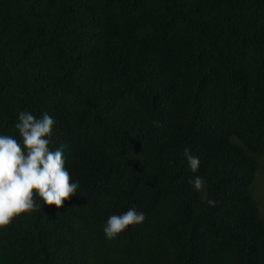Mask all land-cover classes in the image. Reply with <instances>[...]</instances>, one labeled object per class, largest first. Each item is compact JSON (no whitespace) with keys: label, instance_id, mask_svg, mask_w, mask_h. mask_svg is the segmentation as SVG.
Segmentation results:
<instances>
[{"label":"trees","instance_id":"16d2710c","mask_svg":"<svg viewBox=\"0 0 264 264\" xmlns=\"http://www.w3.org/2000/svg\"><path fill=\"white\" fill-rule=\"evenodd\" d=\"M22 111L79 187L35 193L0 264H264V0H0V135Z\"/></svg>","mask_w":264,"mask_h":264},{"label":"clouds","instance_id":"9594fccd","mask_svg":"<svg viewBox=\"0 0 264 264\" xmlns=\"http://www.w3.org/2000/svg\"><path fill=\"white\" fill-rule=\"evenodd\" d=\"M53 125L54 120L47 113L37 119L30 112L22 111L15 125L22 143L11 136L0 135V228L37 207L35 193L45 204L57 208L77 193L79 182L73 183L65 168L64 146L61 145L55 151L49 149ZM184 156L191 171L197 172L199 158L192 155L187 147ZM189 182L194 190L203 189L201 177L195 176ZM215 203L212 199L207 201L209 206H215ZM145 218L144 213H138L133 208L120 215L110 216L104 227L106 238H115L129 226L143 223Z\"/></svg>","mask_w":264,"mask_h":264},{"label":"rangeland","instance_id":"374dc122","mask_svg":"<svg viewBox=\"0 0 264 264\" xmlns=\"http://www.w3.org/2000/svg\"><path fill=\"white\" fill-rule=\"evenodd\" d=\"M263 160L264 158H260L258 162L263 161ZM254 192H255V195L260 194L261 200L262 201L264 200V170L263 169H261L260 173L258 174Z\"/></svg>","mask_w":264,"mask_h":264}]
</instances>
